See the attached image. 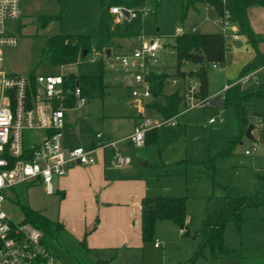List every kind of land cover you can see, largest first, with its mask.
Returning a JSON list of instances; mask_svg holds the SVG:
<instances>
[{"label":"rangeland","instance_id":"obj_1","mask_svg":"<svg viewBox=\"0 0 264 264\" xmlns=\"http://www.w3.org/2000/svg\"><path fill=\"white\" fill-rule=\"evenodd\" d=\"M21 17L9 23V32L17 37V45L4 47L3 69L8 74L28 76L29 74H59L75 75L77 65L55 66L47 58L42 57L45 41L48 37L58 34L83 33L90 30V35L101 32L96 29V17L89 16L81 22L71 15L82 0H19ZM146 7L151 13L143 17L142 35L147 40L159 38L164 48L159 53V63L169 65V73L175 68V36L177 26H195L202 20L203 15H195V11L188 12L182 21V4L180 0H147ZM78 10V8H77ZM61 13V21H53L46 27L41 25L39 18L42 14L55 15ZM102 0H98V14H102ZM212 19L218 16L210 14ZM95 25V27H94ZM20 28L17 30V28ZM203 29L197 27L198 32ZM217 29V28H213ZM236 47L232 41L226 39V63L221 70H213L212 64L207 68L208 89L211 94L223 88L228 80H234L240 74V69L253 57V48L245 40ZM262 43V42H261ZM261 45V44H260ZM131 46V45H129ZM112 70L106 72L108 85L107 96L104 100H91L80 111L89 113L92 123L99 130L115 135H122L133 127V117L140 115L139 108L131 106L128 101L132 98V91L125 84L126 77H133L132 72H126L119 65H110ZM226 70V73L225 71ZM260 81H264V69L260 71ZM254 83L249 82L242 86L250 89ZM170 87L166 90H170ZM146 102H141L143 114L154 120L155 111L150 110ZM253 110L264 113V99L254 100ZM116 116L112 119L109 116ZM115 117V118H116ZM213 119L216 123H210ZM252 124L257 125L259 120L251 117ZM176 127L164 126L158 130V142L153 145H144L136 148L128 145L124 153L131 158V166L148 175L164 173L165 176L154 183L155 192L160 194L181 195L186 199V214L189 216V236H181L178 226L169 220H161L155 225L152 240L143 242L142 248L118 250L115 258L111 259L118 264H183L192 256L198 247V239L193 237L203 224L204 208L208 197H222L225 195V186H230L241 195H254L264 192V144L254 141L245 135L234 146L233 156L218 157L215 162V181L211 180L210 168L207 166L211 156L216 155L228 145V141L239 132L240 124L232 109L212 107L210 105L189 109L184 116L175 118ZM40 131H25L24 141L29 145L33 140L42 136ZM251 150V154L246 152ZM111 162L112 154L107 152ZM147 163L146 166L143 164ZM155 164H164L155 166ZM124 170V169H121ZM167 172V175L165 174ZM18 199H7L6 211L17 220H21L20 205H31L34 208L47 209L52 218L60 214L66 215L65 207L59 210L61 195L46 194L42 186L31 187L30 190L16 186ZM61 208V204H60ZM241 229L233 223L226 225L225 242L233 248H240L249 261L264 258V208H248L243 211ZM173 227V231L169 229ZM52 228L53 232L45 236L44 242L48 249L64 264H101L98 253H89L69 226L64 230ZM159 243L157 249L154 244ZM107 256V255H106ZM110 258V257H109ZM207 259L199 258L196 264H209ZM239 261H224L221 264H237Z\"/></svg>","mask_w":264,"mask_h":264},{"label":"built area","instance_id":"obj_2","mask_svg":"<svg viewBox=\"0 0 264 264\" xmlns=\"http://www.w3.org/2000/svg\"><path fill=\"white\" fill-rule=\"evenodd\" d=\"M19 0H0V264H62L44 242L43 232L22 218L15 220L5 209L8 194L18 185L39 184L46 194L56 192L55 182L68 174V170L78 165H93L96 150L110 148L113 151L112 165L124 169L131 164V158L123 153L128 144L136 148L146 144V133L165 125H176L177 114L170 119L152 120L142 118L134 131L123 138H106L103 133L95 134L96 145L93 148L66 145V116L69 111L82 110L87 98L79 86L71 87L66 82L67 73L22 76L8 74L3 69L4 47L17 45V37L9 32V23L20 19ZM222 0L223 12L218 23L224 39H240L239 26L233 21L231 11ZM151 13L146 6L130 8L116 5L110 8L115 25L143 18ZM188 31L178 26L176 36ZM191 32H195L193 29ZM164 48L159 38L147 40L138 36L137 47L126 53L114 54L111 58L125 70L133 73L131 78L132 97L139 103L154 98L151 74L159 63V52ZM100 57L92 50L89 61ZM214 63L213 67H217ZM261 69L252 71L239 78L233 84L257 85ZM173 79L172 83L177 84ZM228 88V87H227ZM183 95L187 109L208 105V100L199 97L200 82L189 79ZM229 89V88H228ZM69 101H73L69 105ZM211 122H214L211 119ZM40 131L42 136L25 144V131ZM251 150L247 151L249 155ZM158 247V244H155Z\"/></svg>","mask_w":264,"mask_h":264},{"label":"trees","instance_id":"obj_3","mask_svg":"<svg viewBox=\"0 0 264 264\" xmlns=\"http://www.w3.org/2000/svg\"><path fill=\"white\" fill-rule=\"evenodd\" d=\"M57 1V0H56ZM61 1V0H58ZM147 0H102L101 32L98 35L85 34H58L48 37L45 41L42 57L47 58L55 66L77 64V73L65 76L66 82L71 87L79 86L83 96L87 101L92 99H103L106 96V86L104 83L105 61L103 55L108 50L112 54H120L118 41L121 39H136L142 34L141 15L131 21H125L120 25L113 24V15L110 14V8L116 5H124L130 8L144 6ZM182 4L181 20L185 19L188 10L194 7L198 2L214 5L217 11L223 12L222 0H180ZM251 6H264V0H227L226 7L231 11L233 21L239 26L240 35L246 37V40L254 50V58L250 60L241 69L239 78L246 74L264 69V51L260 50L261 42H264V34H258L250 25L248 17V8ZM61 19L60 13L56 15H45L39 18L41 25L46 27L53 21ZM175 50L178 67L184 60L190 59L189 54H202L204 59L196 73H190L200 82L199 97L207 99L209 97L208 73L209 64L215 62L224 63L227 50L226 42L221 33H184L175 38ZM92 50H96L100 57L95 61H89L88 58ZM84 51L87 55L83 57ZM130 52V51H127ZM31 77L35 74H29ZM259 77L261 78L260 74ZM152 90L155 96L162 94L166 76L156 72L151 74ZM224 108L232 109L236 119L240 124L239 132L228 141V145L221 149L216 155L211 156L208 167L210 168V177L214 185L215 181V162L218 157H231L234 153V146L237 145L246 135V130L252 124L251 117L259 120L258 140L264 143V113L253 110L254 100L264 99V81H259L250 89L244 90L240 84H233L224 92ZM182 98L178 93L165 96L163 102L154 101L147 104L150 108H156L164 119L176 115L181 107ZM69 105L73 101H69ZM66 133V131H65ZM66 145L69 148H75L83 145L80 141L68 140L65 138ZM256 141L257 139H253ZM156 137H150V132L146 133V143H155ZM96 141L85 142L86 148H93ZM225 195L222 197L210 196L207 199L203 214V224L200 230L196 231L193 237L198 239V247L192 256L183 264H196L199 258L208 256L213 264H217L220 259H236L242 256L240 249H232L224 243L225 227L228 223H233L236 228L241 229L242 215L245 209L264 208V192L250 195H241L230 186H225ZM141 208V231L144 242L152 240L154 236L155 225L158 221L169 220L174 222L179 229L184 231V236H189L190 230L187 226L186 199L183 197L156 196L145 197L142 199ZM25 222L33 224L39 228L45 236L55 229L60 230V224L44 217L40 212L33 210L25 205H20ZM101 264H110L101 262Z\"/></svg>","mask_w":264,"mask_h":264},{"label":"crops","instance_id":"obj_4","mask_svg":"<svg viewBox=\"0 0 264 264\" xmlns=\"http://www.w3.org/2000/svg\"><path fill=\"white\" fill-rule=\"evenodd\" d=\"M144 6H146V3L144 4ZM191 10L195 11V15L199 14V15H203L204 17L196 26L194 24H190L189 26H187L185 25V23H183V25L181 26L188 31L187 33H198V34L214 33V32L221 33V26L218 23V18L220 13L219 11L216 10L214 5L204 2H198V4L190 8L188 11L190 12ZM247 10H248L249 22L250 25H252L254 31L258 34H264V6H251ZM210 14H214V16L216 14L218 18L212 19L210 17ZM71 15L74 16V19L80 22L82 20L88 19L89 16H92V18L96 17V25H97L96 29L98 27L99 29H101L102 15L99 16L98 14V0H82L81 3L76 7V9L73 10ZM197 27L200 28L203 27L207 29H203V31L198 32ZM213 28H217V29H213ZM19 29L20 28L18 27L17 30ZM193 29H195V32H191ZM80 30L83 33H74V34L89 35L88 33H90V30L89 32L84 31L82 29ZM68 35H72V34H68ZM176 37L178 36H175V38ZM242 39L247 41L246 37L240 35V39L233 42V44L236 47H240L242 43L241 41ZM224 40L226 42V39ZM117 43L119 45L118 48H120L118 50L119 51L122 50L121 53H126L127 51H132L137 47L138 37L136 39H121V41H118ZM175 46L176 43H174V49ZM226 46H227V42H226ZM260 50L264 51V42L261 43ZM159 53H161V51ZM113 55L114 54H112L111 50L109 56L107 53L106 55H103V59L105 61V66H106L105 74H104L106 96L108 93L107 92L108 85L105 80L106 72L107 70L110 71L112 70V67H110V65L116 64L111 58ZM196 55H202V54L199 53ZM252 56L253 57L250 60L254 58V50ZM175 59H176V50H175ZM203 62L198 63L197 61L190 58L184 60L183 64L180 67H178V62L176 59V63H175L176 70L174 73H169L168 72V70L170 69L168 67L169 65H164V63L163 64L161 63L160 65L156 66L155 72L160 75H165L166 80L162 88V94L159 96L154 95V98L149 102H146L145 105L147 106V104L154 101V99L157 100V102L161 103L163 102V98L165 96L178 93L179 96L182 98V101H181L180 110L177 114L180 115L183 114L184 116L185 112L189 110L187 109V105L185 104L183 98L185 92L184 89L185 85L189 79H197L195 77H191L190 73L193 74L196 73L199 70L200 66L203 64ZM225 63L226 60L223 64L218 63L217 67L214 68L212 66V68L213 70H221L220 68H222V65H224ZM61 66L63 67L64 65ZM243 67L244 66H242L241 69ZM121 69L124 68L121 67ZM125 71L130 72L127 70ZM224 71L226 73V70ZM239 76L234 80H228L227 83L223 86V88L217 90L216 93L211 94L209 91V97L207 99L216 96V94L218 93H224L229 87H231V85H233L234 82H236L239 79ZM173 79H176L178 81L177 84L172 83ZM125 80H126L125 84L129 86L131 89V77H126ZM168 86L171 88V89L169 88L170 90H166ZM104 98L99 100H104ZM92 100H97V99H92ZM90 102L91 101L89 102L87 101V105ZM128 103L131 106L138 107L140 113L138 117L136 116L131 118L133 122V127L130 131L125 132L122 135H115L107 130L106 132L103 130H99L98 128L95 127L94 123H92L89 113L85 114L84 111L72 110L69 111L66 116L67 127H66L65 138H68V140L80 141L81 144H83L80 146H84L85 142L87 141L90 142L95 141V134L98 132L103 133L106 138H112V139L123 138V136H126L134 131L135 127L142 118L147 117L142 112L140 106L141 103H139L136 99L132 97L131 100L128 101ZM148 108L156 112L157 116L154 118V120L164 119L162 115L159 113V111L156 110V108L154 109L150 107ZM221 108H224V106ZM109 117H111L112 119L118 118L114 115ZM210 123H216V122H211L210 119ZM165 126H169V125H165ZM170 126L176 127L177 124ZM162 127L164 126L157 127L148 131L150 132L151 138L156 137V141L155 143H146L145 145H149V144L155 145L158 142L159 139L158 130L159 128ZM258 127H259V122L257 125H255V128L252 130L251 134H253V137L257 139L256 141L264 144L262 141L258 140V135H259L257 131ZM128 145L129 144L127 143L126 145L123 146V153H125L128 150L129 148ZM108 151L110 152V154H112L111 162L107 154ZM93 155L95 157V162L93 163V165L74 166L68 170L69 172L66 176L62 177L61 179L55 182V187H56L55 193L61 195L59 201V210L60 209L62 210L65 207V210L68 211L66 215L59 213V216L57 215L56 218H52L49 215V213H47L48 212L47 209L34 208L28 204L25 206H28L29 208L40 212L44 217L49 218L51 221L59 223L61 226L60 227L61 230H64L66 226H69L73 231V233L76 234L77 238L83 241V246L84 248H86V250L89 253H95V254L98 253L99 256L106 257L103 259L99 258L100 263L109 262L110 264H118L115 263L113 260H111L115 258L118 250L121 251L124 249L131 250L134 248L137 249L142 248L141 247L143 241L142 231H141V216H142L141 208L143 201L142 199L145 197H156V196L172 197V196H181V195H177L175 193H172L171 195L170 194L165 195L163 193L160 194L158 192H155L157 187L155 189L154 183L157 182L158 178L165 176L164 173L156 174L152 176L143 173L141 170L136 169V167L131 165L125 167L124 170L114 167L112 165L114 154L110 148L104 150H96L93 153ZM146 165L147 163L143 164V166ZM155 166L164 167V164H155ZM165 174L166 176H168L167 172H165ZM18 186H22L24 189L28 191L31 189V187H37V186L39 187L40 185L36 183H31L30 185H18ZM49 195H53V194H49ZM18 196L19 194L18 192H16L15 189L8 194V199L12 200V198L14 197L15 198L17 197L16 199H18ZM60 204H61V208H60ZM22 218H23V214H22ZM189 220H190L189 216L187 215L188 228H189ZM159 222L162 221H158L157 223ZM170 226L171 225H169V229L171 228L170 230L173 231L174 228ZM178 230L181 236L184 237V231L181 229ZM225 234H226V230H225ZM225 234H224V243L226 244ZM155 244H158V247H156ZM155 244L154 246L158 249L160 247V244L158 242ZM226 245L232 249H240L237 247L233 248L228 244ZM56 258L60 261V259L57 256ZM203 259L204 260L207 259L210 261L209 264H213L212 260H210L208 256H205V258ZM224 261H232V262L239 261V263L237 264H264V258H257V260L252 259V261H249V259H247L243 253L241 257L236 259L222 258L220 259V261L217 262V264H221ZM60 262L64 264L62 261Z\"/></svg>","mask_w":264,"mask_h":264},{"label":"water","instance_id":"obj_5","mask_svg":"<svg viewBox=\"0 0 264 264\" xmlns=\"http://www.w3.org/2000/svg\"><path fill=\"white\" fill-rule=\"evenodd\" d=\"M108 56L110 55V50H108L107 52ZM87 55V51H84L83 53V57H85ZM189 58L197 61L198 63H202L204 61V58L202 55H196V54H189ZM225 98H224V93H218L216 94V96L210 98L208 100V105L212 106V107H223L225 104ZM255 128V125L250 124L246 130V136L247 138L249 137L250 139H253V134H251L252 130Z\"/></svg>","mask_w":264,"mask_h":264}]
</instances>
